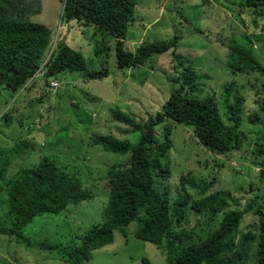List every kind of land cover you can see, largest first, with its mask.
Segmentation results:
<instances>
[{"label":"trees","instance_id":"16d2710c","mask_svg":"<svg viewBox=\"0 0 264 264\" xmlns=\"http://www.w3.org/2000/svg\"><path fill=\"white\" fill-rule=\"evenodd\" d=\"M135 4L136 0H63L62 19L92 26L94 35L113 39L115 65L120 69L135 68L145 65L152 55L173 47L178 38L143 40L135 48H128L126 32ZM240 7L251 9L254 24L257 17H264V0H242ZM40 10L41 0H0V100L13 99L20 90L29 89V83L38 73L47 79L65 71H78L88 80L101 79L108 74L106 68L89 69L82 53L65 41H58L48 54L51 29L30 20L31 15ZM261 37L254 35L257 42ZM106 39L97 44L94 49L97 54L105 51V46H101ZM228 44L225 65L233 75L252 72L258 74V79L264 77V64L257 59L248 35L232 36ZM186 63L184 68L175 69L161 109L147 120L137 121L130 113L119 109L111 111L113 119L139 132L136 142L109 131L90 137V144L123 158V162L110 165L102 176L108 187L103 219L90 224L78 236V244L41 243L42 248L56 251L69 264H84L95 249L114 241L115 230L126 237L125 227L135 223L134 236L161 249L165 264H245L254 242V264H264V199L248 200L240 208L239 200L229 190L209 191L215 176L200 181L189 172L180 175L179 185L184 191L174 201L170 200L167 185L162 186L164 189L159 186L169 176L168 164L164 161L171 146L169 121L190 127L199 143L225 157L241 151L254 133L243 128L244 117L252 124H263L264 129V84L231 80L224 85L225 94L218 100L212 92L198 94L202 89L199 79L207 75L198 73L193 62ZM247 86L258 95L254 102L261 117L255 111L247 115L244 112ZM11 110H15L12 104L0 112L5 125L12 124ZM160 124L164 131L158 139L156 128ZM28 148L33 149V143L27 137L9 146H0V181L6 190L0 235H14L17 241L25 240L30 244L22 230L35 216L59 214L69 204L91 198V191L83 187L75 174L49 156H43L33 165L20 167L12 177L6 178L13 158L29 151ZM250 152L261 157L260 164L264 166V134L255 141ZM186 186L198 189V196L189 194ZM2 189L0 185V192ZM189 210L195 215H206V223H193L186 229L190 222ZM246 212L257 217V225L253 226L254 231L248 229L239 233ZM141 262L153 264L147 257H142Z\"/></svg>","mask_w":264,"mask_h":264},{"label":"rangeland","instance_id":"374dc122","mask_svg":"<svg viewBox=\"0 0 264 264\" xmlns=\"http://www.w3.org/2000/svg\"><path fill=\"white\" fill-rule=\"evenodd\" d=\"M241 1L136 0L126 32L125 45L128 48H135L143 40L178 38L173 47L152 55L145 65L120 69L115 65L113 39L104 37L106 40L101 48L105 46V51L97 54L94 49L104 38L94 35L92 26L62 19L63 0H41L40 12L32 14L30 20L51 29L50 42L53 44L46 52L50 53L58 41H65L82 53L89 69L106 68L108 74L101 79L88 80L78 71H65L53 77L58 84L53 89L49 86L51 77L46 79L38 73L29 83V89L20 90L14 96L15 101L0 100V112L11 104L15 108L10 111L13 116L11 125H5L0 119V146H9L25 137L33 143V149L29 147V151L13 158L6 178L12 177L20 167L33 165L43 156H49L75 174L83 187L91 191V198L69 204L59 214L35 216L22 230L30 244L25 240L17 241L14 235L1 234L0 264H69L56 251L42 248L39 244L73 246L79 243L78 236L90 224L103 219L102 208L108 187L106 178L104 180L102 176L110 165L123 162V158L120 154L102 150L99 145L90 144V137L107 131L120 138L126 137L132 143L140 137L131 126L112 118L113 109L130 113L137 121L147 120L161 109L175 69L184 68L188 61L193 62L198 73L207 75L199 79L202 89L198 94L212 92L219 100L225 94L224 85L231 80L264 84V77L258 79L257 73L233 75L225 65L229 39L238 34L249 36L257 59L264 64V17H257L254 24L251 9L240 7ZM259 34L262 37L257 42L254 35ZM244 94L245 114L255 111L261 117L262 113L254 102L258 97L255 90L247 86ZM169 124L171 146L164 157L169 176L159 186L164 189L162 186L167 185L171 201L184 191L179 185V177L187 172L200 181H208L215 176L209 191L229 190L239 200L240 208L248 200L264 199L262 158L250 152L255 141L264 134L263 124H252L244 117L243 128L254 133L250 134L243 149L230 157L205 148L193 136L190 127L171 121ZM163 131L162 125H158V139ZM0 185L3 188L0 192L2 217L6 208L2 203L6 199V190L3 181ZM185 190L193 197L198 196V189L186 186ZM205 216L190 211V222L185 228L190 229L193 223L204 224ZM256 225L257 217L246 212L239 233L248 229L254 231L253 226ZM125 229L126 237L115 230L114 241L95 249L84 264H142V257H147L153 264H165V254L161 249L134 236L135 223L128 224ZM255 246V242L251 244L245 264H254Z\"/></svg>","mask_w":264,"mask_h":264},{"label":"clouds","instance_id":"9594fccd","mask_svg":"<svg viewBox=\"0 0 264 264\" xmlns=\"http://www.w3.org/2000/svg\"><path fill=\"white\" fill-rule=\"evenodd\" d=\"M50 43H51V42H50ZM49 45H50V44H49ZM49 48H50V47H49ZM45 59H46V58H45ZM45 62H46V60H44V63H45ZM51 80H55V81L57 82V80H56V79H54V78H51V79H50V81H51ZM50 81H49V86H50L51 88H54V87H56V86H57V84H56V86H54V87H53V86H51V84H50ZM13 100H14V99H13ZM13 100L11 101V103L13 102ZM14 101H15V100H14ZM8 106H10V105H8Z\"/></svg>","mask_w":264,"mask_h":264},{"label":"built area","instance_id":"2783aa9c","mask_svg":"<svg viewBox=\"0 0 264 264\" xmlns=\"http://www.w3.org/2000/svg\"><path fill=\"white\" fill-rule=\"evenodd\" d=\"M53 44V43H52ZM51 43H50V45H49V47L52 45ZM49 54V53H48ZM46 60V59H45ZM50 84H51V86H56V81H54V80H51L50 81Z\"/></svg>","mask_w":264,"mask_h":264}]
</instances>
